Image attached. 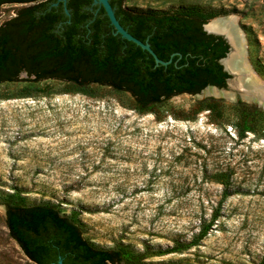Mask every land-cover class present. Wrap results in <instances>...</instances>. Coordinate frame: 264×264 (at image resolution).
<instances>
[{
  "label": "rangeland",
  "instance_id": "374dc122",
  "mask_svg": "<svg viewBox=\"0 0 264 264\" xmlns=\"http://www.w3.org/2000/svg\"><path fill=\"white\" fill-rule=\"evenodd\" d=\"M123 5L235 15L264 81V0ZM17 9L1 5L0 23ZM24 78L0 82V264H33L6 226L12 194L55 205L94 247L146 253L140 264H264V109L245 131L238 101L204 110L208 97L180 93L148 113L108 85Z\"/></svg>",
  "mask_w": 264,
  "mask_h": 264
},
{
  "label": "trees",
  "instance_id": "16d2710c",
  "mask_svg": "<svg viewBox=\"0 0 264 264\" xmlns=\"http://www.w3.org/2000/svg\"><path fill=\"white\" fill-rule=\"evenodd\" d=\"M10 0H0L3 2ZM22 7L0 23V82L59 79L78 89L95 83L129 92L139 112L180 94L199 92L206 85L225 86L229 76L219 63L227 52L220 36L207 34L202 25L210 16L192 12L133 10L123 0H109L120 24L135 37L148 41L153 56L132 41L113 33L102 7L93 0H44ZM91 6V8H89ZM64 7L68 10L65 12ZM220 99L201 100L204 110ZM241 125L251 131L259 108L238 101ZM10 236L33 264H140L147 256L121 248H99L82 235L75 221L53 204L23 202L20 195L5 201Z\"/></svg>",
  "mask_w": 264,
  "mask_h": 264
},
{
  "label": "water",
  "instance_id": "95a60500",
  "mask_svg": "<svg viewBox=\"0 0 264 264\" xmlns=\"http://www.w3.org/2000/svg\"><path fill=\"white\" fill-rule=\"evenodd\" d=\"M63 4L65 5L66 0H62ZM93 4H97L98 7H102L105 14L107 15L110 24L113 27V33L114 34H120V36L128 41H132L136 45L140 46L142 49L148 51L154 58V62L156 65L161 64L166 66L171 62V58L168 60H163L159 58L156 53L153 51L151 48L150 44L148 41H142L141 39L135 37L132 35L130 32L127 31L119 22L117 19L114 9L109 2V0H93ZM56 4V3H55ZM65 12L68 14V10L66 7H64ZM235 15H221L218 17H214L207 22H205L202 27L203 30L207 34L215 35V36H220L225 43L227 44V52L225 55L221 58H219V63L222 65V68L227 74L229 75L226 80H225V86L219 87L216 85H206L204 88H202L199 92L195 93L196 96L200 99L204 97H214V98H225L230 101H243L248 104L255 105L258 108L264 109V96L262 93L258 90L260 87L264 89V82L263 80L260 79V76L258 73L252 68L249 59L247 57V47H246V38L244 36V33L241 31L239 28L238 24L236 23V19H234ZM230 20L231 23L233 24L234 29L236 30L238 34V51H239V63H235V46L230 42L229 38L227 35L223 32L220 31H214L210 30L208 28V25L213 22L214 20L217 21H222V20ZM232 57V65H227V61L229 62ZM237 59V58H236ZM242 64V65H241ZM242 68L247 69V74L246 76L248 77L249 80H254L258 86L256 87H248L246 84V79L244 77V83L243 87H248L249 90H245L241 86L237 85V81L239 79V70ZM19 77H27L26 71H22L19 75ZM242 80V78H241ZM216 90L221 92L220 95H215L212 94L211 91ZM223 91H227L228 95L223 94ZM50 264H63L62 257H58V259L55 262H51Z\"/></svg>",
  "mask_w": 264,
  "mask_h": 264
},
{
  "label": "bare ground",
  "instance_id": "6f19581e",
  "mask_svg": "<svg viewBox=\"0 0 264 264\" xmlns=\"http://www.w3.org/2000/svg\"><path fill=\"white\" fill-rule=\"evenodd\" d=\"M233 17H234V19H236L235 16H233ZM208 28L210 30L223 32V33H225L227 35V37L229 38L230 42H232V44L236 48V50H235V57L237 59L235 58V63L237 62V64H238L239 61H240L239 60V51H238V49H239L238 48V34H237L236 30L234 29L233 24L231 23V21L230 20H226V19L225 20H222V21L214 20L213 22H211L208 25ZM227 65H229V66L232 65V57H231V60L229 62L227 61ZM246 74H247V69L242 68L241 70H239V79L237 81V85L238 86H241L245 90L246 89L249 90L248 87H250V86H252V87L258 86L254 80H249L248 77L246 76ZM244 77L247 80L246 81V84L248 85V87H245V86L243 87ZM241 78H242V80H241ZM258 90L264 96V89L260 87ZM211 93L212 94H215V95H220L221 92L216 91V90H212ZM223 94L228 95L230 93H228L227 91H223Z\"/></svg>",
  "mask_w": 264,
  "mask_h": 264
},
{
  "label": "flooded vegetation",
  "instance_id": "af4514ba",
  "mask_svg": "<svg viewBox=\"0 0 264 264\" xmlns=\"http://www.w3.org/2000/svg\"><path fill=\"white\" fill-rule=\"evenodd\" d=\"M41 1H44V0H36V2H41ZM59 0H52L51 4H54V3H58ZM35 1L33 0H10V1H7V2H3V4H14L15 6H18V9L16 10L15 14L13 16H11L10 18L14 17L17 15L18 11L22 8V7H25L29 4H32L34 3ZM67 3V1H66ZM1 4V5H3ZM89 8H91V6H89ZM100 8L99 7H96L95 10H94V14L99 11ZM9 19V18H8ZM6 19V20H8ZM4 20V21H6ZM2 21V22H4Z\"/></svg>",
  "mask_w": 264,
  "mask_h": 264
}]
</instances>
